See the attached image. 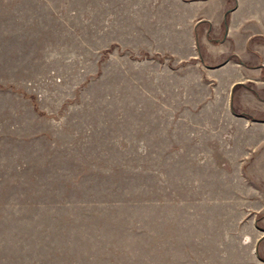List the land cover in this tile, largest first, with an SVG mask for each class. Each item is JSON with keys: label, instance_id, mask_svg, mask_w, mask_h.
<instances>
[{"label": "rangeland", "instance_id": "rangeland-1", "mask_svg": "<svg viewBox=\"0 0 264 264\" xmlns=\"http://www.w3.org/2000/svg\"><path fill=\"white\" fill-rule=\"evenodd\" d=\"M236 3L0 0V264H264V0Z\"/></svg>", "mask_w": 264, "mask_h": 264}, {"label": "crops", "instance_id": "crops-1", "mask_svg": "<svg viewBox=\"0 0 264 264\" xmlns=\"http://www.w3.org/2000/svg\"><path fill=\"white\" fill-rule=\"evenodd\" d=\"M206 1H209V0H205V2ZM195 2H197V1H195ZM240 3H239V0H237V3L235 4V7L233 8V10H232V14H234L235 13V15L236 14H239L240 13ZM252 8L251 7H249L246 11H244L243 13L244 14H242L241 15V18H242V20H240L241 22H243L244 24H250V23H255L256 22V19L259 17L258 16V14L256 13V10H251ZM240 15V14H239ZM210 19V18H209ZM208 19V20H209ZM250 35H252V33L251 32H249L248 33V36L246 37L247 39H249V37H250ZM247 40H245V42L243 43V45L245 46L246 45V42ZM225 65V64H224ZM258 73V75H259V80H262L261 79V70H260V68H259V72H257ZM256 79V78H255Z\"/></svg>", "mask_w": 264, "mask_h": 264}, {"label": "trees", "instance_id": "trees-1", "mask_svg": "<svg viewBox=\"0 0 264 264\" xmlns=\"http://www.w3.org/2000/svg\"><path fill=\"white\" fill-rule=\"evenodd\" d=\"M229 11H230V9L225 10V15H224V25H225V26H226V24H227V15H228ZM229 57L231 58V57H234V56H233V55H230ZM240 84H241V83H236V84H234L233 89H234L235 87L239 86Z\"/></svg>", "mask_w": 264, "mask_h": 264}]
</instances>
